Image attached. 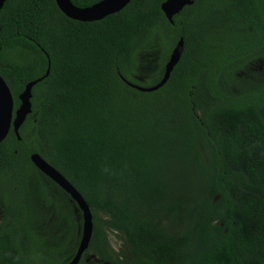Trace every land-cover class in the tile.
Listing matches in <instances>:
<instances>
[{"label":"trees","instance_id":"obj_1","mask_svg":"<svg viewBox=\"0 0 264 264\" xmlns=\"http://www.w3.org/2000/svg\"><path fill=\"white\" fill-rule=\"evenodd\" d=\"M165 1L91 22L55 0L4 2L14 111L38 81L20 139L0 142V264H67L81 239V211L34 153L92 213L78 264H264V0H191L172 23ZM180 38L163 86L128 85H156Z\"/></svg>","mask_w":264,"mask_h":264},{"label":"water","instance_id":"obj_2","mask_svg":"<svg viewBox=\"0 0 264 264\" xmlns=\"http://www.w3.org/2000/svg\"><path fill=\"white\" fill-rule=\"evenodd\" d=\"M6 0H0V9ZM130 0H101L90 7L78 8L70 0H55L59 10L68 18L83 22H91L123 9ZM192 4L191 0H166L161 5V10L166 19L172 23V17L179 13L184 6ZM183 39L180 38L172 50L164 67L161 80L151 87H140L131 83L140 91H153L163 86L170 77L174 66L178 63L183 51ZM46 72V75L48 74ZM38 80L28 83L23 92L18 96L19 107L14 111L13 97L5 80L0 76V142L8 135L12 128L17 139H20L19 128L24 123L28 114L31 113L30 98L31 89ZM30 160L33 165L45 176L55 182L76 203L82 213V234L76 253L67 264H78L83 253L87 250L92 235L93 222L90 208L78 190L53 166L47 163L38 153L31 154Z\"/></svg>","mask_w":264,"mask_h":264},{"label":"rangeland","instance_id":"obj_3","mask_svg":"<svg viewBox=\"0 0 264 264\" xmlns=\"http://www.w3.org/2000/svg\"><path fill=\"white\" fill-rule=\"evenodd\" d=\"M110 238H111L113 247L114 248H117L118 247V244H119V241L113 235Z\"/></svg>","mask_w":264,"mask_h":264}]
</instances>
